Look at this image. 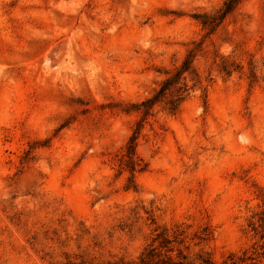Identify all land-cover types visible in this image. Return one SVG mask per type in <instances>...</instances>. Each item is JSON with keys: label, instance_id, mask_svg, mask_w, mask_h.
I'll return each instance as SVG.
<instances>
[{"label": "rangeland", "instance_id": "rangeland-1", "mask_svg": "<svg viewBox=\"0 0 264 264\" xmlns=\"http://www.w3.org/2000/svg\"><path fill=\"white\" fill-rule=\"evenodd\" d=\"M224 1L0 0V264L135 261L162 236L217 264L251 253L264 0L211 33L201 16ZM192 49L200 83L187 74L179 109L145 116Z\"/></svg>", "mask_w": 264, "mask_h": 264}, {"label": "trees", "instance_id": "trees-1", "mask_svg": "<svg viewBox=\"0 0 264 264\" xmlns=\"http://www.w3.org/2000/svg\"><path fill=\"white\" fill-rule=\"evenodd\" d=\"M243 1L244 0H225L216 15L210 16L206 14L201 16L202 23L205 27H208L212 33ZM197 51V49L190 50L182 65L177 68L173 74L169 72L168 76L162 80L154 94L140 103V105L143 106L142 111L145 116L151 114L152 108L156 104L158 105L161 103H164L170 112H176L181 103L188 96V92L191 88L186 80L187 74L195 75L197 77L196 82L200 83L198 74L195 73V68L193 66L194 58L198 53ZM137 137V132H135L130 137L127 146L126 161L132 170H134V167L138 164L136 159ZM248 226L253 233L254 239L251 253L248 252V249H245L242 255L231 253L228 256L229 262L225 261L224 264H264V206H261L260 209L252 215ZM162 237L159 247H150L138 260L112 261L105 264H217L210 254H199L196 258H190L187 254L183 253L181 249H178V252L174 254V249L170 246L172 240L167 236ZM179 242H182V240Z\"/></svg>", "mask_w": 264, "mask_h": 264}]
</instances>
